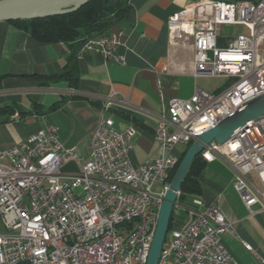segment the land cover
Segmentation results:
<instances>
[{
    "label": "built area",
    "instance_id": "1",
    "mask_svg": "<svg viewBox=\"0 0 264 264\" xmlns=\"http://www.w3.org/2000/svg\"><path fill=\"white\" fill-rule=\"evenodd\" d=\"M230 26L245 31L228 34L224 28ZM168 31L170 44L192 48L195 76L227 77L231 84L215 93L197 88L189 99L173 98L153 125L162 154L140 165L131 159L136 126L121 131L113 117L104 115L90 133V157L84 163L77 150L61 142L55 124L0 148V222L5 228L0 264L147 263L158 211L179 163L177 145L187 148L222 118L264 95V0H202L170 15ZM122 36L119 31L92 38L78 56L97 51L123 62L117 54ZM103 104L137 110L116 94ZM201 154L206 161L220 158L229 165L250 213L256 206L264 210V118L223 144L210 143ZM70 161L79 164L78 172L64 171ZM250 172H256L262 189L248 179ZM188 200L190 220L169 229L158 264H236L222 240L233 234V224L217 204L205 206L198 194ZM244 246L252 251L250 244Z\"/></svg>",
    "mask_w": 264,
    "mask_h": 264
},
{
    "label": "crops",
    "instance_id": "2",
    "mask_svg": "<svg viewBox=\"0 0 264 264\" xmlns=\"http://www.w3.org/2000/svg\"><path fill=\"white\" fill-rule=\"evenodd\" d=\"M201 1L130 0L129 15L110 33L123 31L117 48L123 62L105 58L97 51L83 52L76 62L75 87L66 80L50 79L63 72L72 53L68 44L43 42L13 23L0 22V148H11L46 125L55 124L61 142L77 150L80 163H84L90 157V133L104 115L113 117L121 131L136 126L131 151L135 165L161 156L153 125L156 117L168 112L170 101L189 99L197 88L219 92L231 80L221 77V83L209 85L207 79L220 77L195 76L192 48L169 42V16ZM112 94L128 98L137 110L106 109L104 98ZM183 150L184 145H177L175 153ZM79 169L76 161L64 166V171L71 173ZM247 177L263 188L256 172ZM199 181L202 192L198 195L204 205L217 204L233 224V234H225L222 240L236 264H261L264 210L256 206V212H249L234 187L233 171L223 159L207 161ZM188 205L189 200L174 208V227L189 222ZM244 243L250 244L252 251Z\"/></svg>",
    "mask_w": 264,
    "mask_h": 264
},
{
    "label": "water",
    "instance_id": "3",
    "mask_svg": "<svg viewBox=\"0 0 264 264\" xmlns=\"http://www.w3.org/2000/svg\"><path fill=\"white\" fill-rule=\"evenodd\" d=\"M91 0H0V22L46 18L77 11ZM264 118V95L231 112L195 139L168 185L160 205L153 241L146 264H158L166 242L174 207L193 160L212 142L223 144L248 123Z\"/></svg>",
    "mask_w": 264,
    "mask_h": 264
},
{
    "label": "trees",
    "instance_id": "4",
    "mask_svg": "<svg viewBox=\"0 0 264 264\" xmlns=\"http://www.w3.org/2000/svg\"><path fill=\"white\" fill-rule=\"evenodd\" d=\"M130 0H91L74 12L37 19L9 21L43 42H63L71 47L72 53L62 73L51 76V80H66L70 86L77 84V58L84 44L95 37L110 34L112 28L126 18L130 12ZM220 45L224 40L219 41ZM233 80L228 82L229 86ZM190 146V145H189ZM188 146V147H189ZM188 147L180 154L179 163ZM172 171L171 182L178 166ZM207 161L200 153L194 158L191 169L184 180L178 202H186L189 195L201 194L199 177ZM173 227V214L169 229Z\"/></svg>",
    "mask_w": 264,
    "mask_h": 264
},
{
    "label": "rangeland",
    "instance_id": "5",
    "mask_svg": "<svg viewBox=\"0 0 264 264\" xmlns=\"http://www.w3.org/2000/svg\"><path fill=\"white\" fill-rule=\"evenodd\" d=\"M225 30H229L227 33L228 34H231V33H233V32H235V29H237V32H242V31H245V29L243 28V27H241V26H239V27H225L224 28ZM223 81V79L220 77V78H209V79H207V82L209 83V85H216L215 83H221ZM213 86V87H214ZM211 89V88H210ZM185 147V146H184ZM185 149H186V147H185ZM180 154H182V151L180 152ZM158 188V185H156L155 186V189H157ZM179 203V202H178ZM176 208V207H175ZM0 231L1 232H5V228H4V226L1 224V222H0ZM169 236H170V234L168 233V235H167V241H166V243L168 242V239H169Z\"/></svg>",
    "mask_w": 264,
    "mask_h": 264
}]
</instances>
